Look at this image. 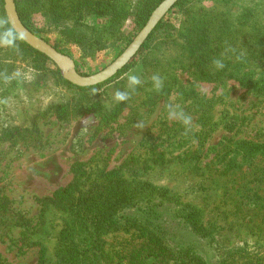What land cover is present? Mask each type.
I'll use <instances>...</instances> for the list:
<instances>
[{
  "label": "rangeland",
  "instance_id": "1",
  "mask_svg": "<svg viewBox=\"0 0 264 264\" xmlns=\"http://www.w3.org/2000/svg\"><path fill=\"white\" fill-rule=\"evenodd\" d=\"M122 2L128 16L114 25L107 8L78 20L58 1L19 7L30 31L91 76L148 22L138 25L140 0ZM0 16L7 17L4 0ZM163 20L144 57L91 97L20 40L18 51L0 47V264H38L42 252L44 264H177L193 249L215 248L193 225L220 229L214 243L235 254L232 264H264V0H187ZM222 54L217 70L212 61ZM130 71L142 85L105 122ZM157 73L159 92L150 79ZM92 102L102 107L87 109ZM63 103L78 109L60 120ZM168 103L192 117L188 136L167 118ZM117 185L156 191L158 211L134 202L112 223L104 215L119 207ZM66 188L70 196H55ZM141 216L163 225L168 249L142 240L139 223L128 222Z\"/></svg>",
  "mask_w": 264,
  "mask_h": 264
},
{
  "label": "trees",
  "instance_id": "2",
  "mask_svg": "<svg viewBox=\"0 0 264 264\" xmlns=\"http://www.w3.org/2000/svg\"><path fill=\"white\" fill-rule=\"evenodd\" d=\"M19 1L20 0H15L19 17L21 21L23 22V24L27 28H29L25 22V17L23 13H21V9L19 7L20 6ZM53 1L55 2L58 1V4L60 6L64 5L66 7L65 10H69V12L71 13L76 12L78 20L84 19L87 16L98 17V15H101V13H99V10L104 9V8H107L106 16H110L109 17L110 23L112 22L113 25L115 22L122 21L123 19L126 18V16H128L127 14L128 11H126L127 8L124 6L125 3H123L122 0H53ZM162 1L163 0H140V2H138V5L135 7V9H136V14H137L136 16L138 17L137 22L140 28H142L146 24L152 12L155 10L157 6H159V4ZM186 1L187 0H180L178 3H176L175 7L180 6V5H185ZM163 25H164V20L158 24V26L155 28V30L152 32L151 36L149 37L148 41H146L142 45L141 49L138 52V56L142 55L144 57L143 53L148 50L149 42L151 41L155 33H158L161 31V28L163 27ZM20 42L23 44L24 47H26L32 53L39 54L43 56L45 59L50 60L48 57H46L45 55L41 54L40 52L36 51L32 47H30L28 44H26L22 39L20 40ZM136 59L137 58H134L129 65H127L126 67H124L123 70L120 71L118 75H122V73L127 72L134 65V63L136 62ZM110 82L111 81H109L108 83ZM66 83L70 85V83H68L67 81ZM101 87H102L101 84L97 86H93V87H77L76 86V88L86 97H91L92 92H94L96 89H99ZM123 103L124 102L116 103L112 107V109L105 110L102 115L103 120L105 122L114 121L118 117L122 109ZM101 107H102L101 103L92 102L86 108L89 110H93L97 108L99 109ZM76 109H78V105L71 106L69 103L60 104L57 107L58 118L60 120H64L68 118L73 113V111H75ZM126 191H129V190H123L122 187L118 185L115 186V196L117 198L116 205L119 207L112 214L109 212L107 215H104L106 217H109L108 219H110L112 223L114 224L120 223L121 214L123 213V211H126V208L131 207L134 202L145 204L149 207H152V211H158V208H156V205H157V201L155 198L156 191L146 188V187H141V188H138L134 191H130L127 193ZM162 193L164 192L162 191ZM67 195L68 196L71 195V191L69 188L60 190L59 192L56 193L55 196L58 198H63V196H67ZM128 222L133 223V224L139 223V225L137 226L139 227L137 232L138 234L141 235L142 240H147V241L149 240L148 241L149 243L151 242L159 243V244H162V246L164 245L165 249L167 248L166 246L167 235H165L166 229L163 227V225L160 222H158L157 219L155 221L153 219H150L149 217L141 216L139 217V219H133V217L129 218ZM193 228H194V225L192 226L191 231L193 232L195 230H198L195 234L204 238L208 242L207 243L208 247H210L211 245H214L215 248L212 250L211 249L207 250V251L203 250V255L196 253V251L193 249V252H191L190 255L189 254L179 255V256H185L186 258L189 257L188 259L176 258V259H173L174 262H176L177 264H232V262L235 259V254L227 255L226 253L222 252V247H219V244H217L218 242L214 243V240H217L214 238L216 237L215 227L212 226L208 229H205V227L199 226V229H196V228L193 229ZM219 232H220V229H218L217 234ZM85 233L87 235V232ZM88 234L92 235L93 231H89ZM183 249L185 248L181 247L178 253L183 251ZM80 256L84 258V254L82 255L81 253ZM86 258H89V255L88 256L86 255ZM134 259H139V257L137 255H133L132 260ZM44 263H45V252H42V255L39 258L38 264H44Z\"/></svg>",
  "mask_w": 264,
  "mask_h": 264
},
{
  "label": "water",
  "instance_id": "3",
  "mask_svg": "<svg viewBox=\"0 0 264 264\" xmlns=\"http://www.w3.org/2000/svg\"><path fill=\"white\" fill-rule=\"evenodd\" d=\"M179 1L180 0H164L154 10L147 24L136 36L133 42L111 65L97 74L83 76L76 70L75 66L65 55L35 35L23 24L19 17L15 0H4L6 15L11 18L16 30L24 34L22 40L36 51L51 59L64 72V78L78 87L97 86L115 77L138 54L142 45L147 41L158 24Z\"/></svg>",
  "mask_w": 264,
  "mask_h": 264
},
{
  "label": "clouds",
  "instance_id": "4",
  "mask_svg": "<svg viewBox=\"0 0 264 264\" xmlns=\"http://www.w3.org/2000/svg\"><path fill=\"white\" fill-rule=\"evenodd\" d=\"M24 38L22 32H18L13 25L10 17L0 16V47L16 49L18 51L17 41ZM224 54L221 58H214L213 65L217 70H222L225 67ZM3 75V74H0ZM128 80V90L117 89L113 94V99L117 103H122L131 99L132 95L136 93L137 87L142 85V80L139 75L130 73L125 74ZM6 81L9 79L6 75L3 77ZM154 89L159 92L164 86V78L158 73L151 76ZM0 103H6V101H0ZM167 118L169 120H175L184 126L183 135L188 136L194 130L193 119L187 114L179 104L168 103L166 104ZM136 127H142V122H138Z\"/></svg>",
  "mask_w": 264,
  "mask_h": 264
}]
</instances>
